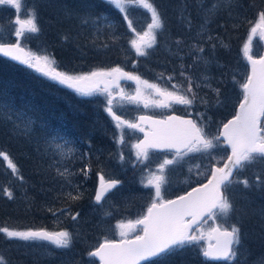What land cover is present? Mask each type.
Instances as JSON below:
<instances>
[{"label": "trees", "instance_id": "16d2710c", "mask_svg": "<svg viewBox=\"0 0 264 264\" xmlns=\"http://www.w3.org/2000/svg\"><path fill=\"white\" fill-rule=\"evenodd\" d=\"M85 1L89 3L93 1L90 3L96 9L93 16H98L101 12H107L111 16L114 12L118 17L119 25L125 24L123 14L107 4L105 0ZM81 2L83 0H69L64 3L62 10L66 14L64 18L68 19L67 15L71 10L76 9L78 15L82 13L83 10L78 9L79 5L91 10V5H83L80 4ZM213 2L214 0H154L155 5L163 13L165 28L162 34L157 36L156 45L147 50L149 55L144 57L137 56L130 49L129 44L123 46L125 37L119 45L115 38L103 40L99 35L92 36L89 34L88 25L82 24L83 21L77 25L66 22L65 25H40V27L46 29L49 36H52V40H55L56 35L61 36L72 30L79 38H96L91 45H82L80 53L76 56L66 49L57 50L56 47L61 46L62 43H49L53 54L65 71L90 72L100 68L120 66L123 70L137 71L150 83L167 88V84L170 86L169 82L181 83L183 77L179 73L185 70L197 83L206 84L208 81L210 86H203L206 89L211 90V86L220 89V103H217L219 107L235 93V88L237 89L235 69L242 65L246 66V63L242 61L244 57L241 53L248 40L250 27L258 19V12L264 10V0H233L232 7H222L218 14L210 17L211 22L201 32L204 10H207ZM215 2L223 4L224 0H215ZM56 4H53L52 10L58 8ZM38 10V18L48 13L45 3ZM136 11L137 9L131 10L129 15V19L133 20V25H139V28L141 25H147L150 22V14H147L144 19H139ZM59 12L62 14L61 11ZM189 20L191 21L190 27ZM209 36L213 39L208 40ZM10 38L15 41L13 35ZM176 40H180L181 43L177 45ZM104 42L110 44L108 51H103ZM213 44L216 45L215 48L212 47ZM193 45H199L205 51L203 53L190 51ZM197 57L207 60L208 63L205 65L197 61L194 65ZM181 65L184 66L183 69ZM189 65L194 66L188 67ZM169 76L173 77L171 81L168 80ZM206 76L207 80L204 79ZM218 79L224 81V84L218 82ZM244 81L245 76L239 83H244ZM4 88L8 90L11 106L19 118L16 122L20 124V128L14 129L13 122L0 116V151L6 152L17 165L23 180L18 179L8 168L7 162L0 158V226L20 230L44 228L48 231H59L65 229L74 234V239L70 248L61 249L46 242H34L30 245L23 241H9L4 238L3 234H0V254L5 257L7 264H89L90 261L98 264L87 253L105 237L114 239L115 232L114 229L98 228V220H104L102 223L105 228L108 226L111 214L104 217H99L100 214L93 216L88 210L93 206L92 194L97 183L92 180V176L96 174L99 177L105 173L100 170L101 165L105 164L103 154L109 150L111 141L119 135L112 117L104 110V103L87 106L90 99L86 96L72 93L63 86L60 88L34 70L0 57V89ZM194 90L198 94L202 93L199 88H194ZM51 94L56 98H53ZM241 96L242 91L239 99ZM215 98L218 99L216 93L212 100L217 102ZM74 102L76 104H73ZM214 102L211 101V103ZM82 106L88 107L92 112L91 117L78 115L77 109ZM216 111L219 112V116L225 113V111L221 113L219 109ZM231 115L226 118L223 115L221 121ZM204 116L208 118L207 113ZM28 121H31L29 128L21 131L24 123ZM65 141H67L65 150L72 149V155L67 158L63 150L57 147V145H63ZM81 143L89 148L90 159L78 150ZM89 164L90 170L88 176L85 177L81 169H85ZM65 167L75 174L70 179L73 185H79L82 193L81 199L77 201L68 200L64 195L66 191L74 190L58 174L57 170L63 171ZM249 167L241 170L238 175L247 171ZM242 178L239 177L237 180ZM249 182L251 187L247 189V193L256 190L252 186L253 180ZM89 187L90 192H88ZM4 189L13 193L12 199L8 198ZM234 193L231 188L228 195L235 204L237 197ZM243 196L245 193L241 194L240 199ZM248 200L247 198L242 203ZM257 203L264 205V199ZM257 203L250 204L256 205ZM68 207L72 213H80L76 221H73L67 214L60 215L57 212L54 216L48 211L49 208L58 210ZM240 213L242 214V210ZM232 214L233 224H235V211ZM257 219L253 216L243 218L241 227L242 249L244 247L248 252L247 260L250 259L249 256L252 257L249 262H241V258L233 261L212 262L201 255L199 245H186L181 252L172 257L169 264H261L264 260V228L261 230L253 228V222ZM251 237L256 239L254 243H250Z\"/></svg>", "mask_w": 264, "mask_h": 264}, {"label": "snow or ice", "instance_id": "6c2138e0", "mask_svg": "<svg viewBox=\"0 0 264 264\" xmlns=\"http://www.w3.org/2000/svg\"><path fill=\"white\" fill-rule=\"evenodd\" d=\"M105 2L123 14L128 29L135 33V38L130 41V44L135 49L136 55L148 56L147 50L156 45L157 36L162 34L165 28L163 13L155 5L154 0H105ZM232 3L233 0H224L223 4L214 0L212 5L204 10V20L200 26L201 32L211 22V16L218 14L222 7L231 8ZM0 5L12 6L17 13L21 11L23 6L22 0H0ZM134 7L143 8L150 13V22L143 31H137L133 27V20L129 19L130 10ZM72 14L69 12V15ZM257 15V21L250 27L248 42L243 47L244 54L252 65V73L241 85L243 98L239 103V110L232 119L222 124V129L217 135L211 137L205 131L203 123L193 119L172 116L166 121L153 120L154 127L151 134L146 133L145 140L134 145L137 149V158L148 159L149 148L174 150L175 155L172 159L165 157L163 162L159 164L158 171L161 174L153 173L148 180V185L155 188V198L147 207L146 214L141 215L135 221H129L127 224L118 223L116 227L120 229L121 239L115 241L105 237L103 243L87 253L90 258H99L100 264H142V262H146V264H169L172 257L181 252L186 245L207 240V247L202 250L204 257L225 261L237 259L238 246L242 247V231L239 226L233 224L230 228H222L217 225L209 227L205 232L201 230V225L206 224L208 220L215 221L220 217H229L235 211V205L228 195L229 191L234 184H240L245 189L251 187L247 178L237 180L236 176L241 170L264 160V56L255 59L250 54L252 37L257 34L258 30L260 38L264 39V10H260ZM24 16L25 18L21 19L20 15H17L14 21V25H16L14 34L17 40L14 43L0 40V55L34 70L50 81L73 89L82 96H91L97 91L106 93L107 104L104 110L116 122L118 129L126 125L128 128H139L140 131H144V128L140 127L139 124L122 120L113 111L115 96L110 90V85L116 84L118 87L117 82L121 78L136 81L145 89H151L155 95L161 98L152 101L156 107L167 108L171 104L191 107L198 99L201 103H206L194 90V88H200V83H195L194 78L185 70H181L179 73L183 77L182 82L171 85L173 90L161 88L155 83L142 80L140 76L126 72L119 66L107 70H95L86 74L61 71L56 61L49 55L25 53L24 48L21 47L20 38L25 37L28 33H37L40 28L35 8L25 11ZM83 23H88V19H84ZM188 23L190 27L191 21L189 20ZM64 39H68V37L65 36ZM212 39L211 36L208 37V40ZM175 43L179 45L181 41L176 40ZM212 47L215 48L216 45L213 44ZM190 51L203 53L205 49L199 45H193ZM197 61L205 65L208 63L207 60L197 57L194 65ZM257 65L260 66L259 71ZM181 68L183 69L184 66L181 65ZM172 79V76L168 77L169 81ZM204 79L207 80V77ZM102 83L104 84L103 88L100 87ZM140 91L141 89L138 87L137 96H139ZM213 91L218 97L217 103H220V89L216 88ZM120 98L121 100H136V97H125L122 90ZM145 107H148L147 103H145ZM200 115L202 116V114ZM0 116L13 122L14 129L20 128V124L16 122L19 118L11 106L6 88L0 89ZM140 120H145V117H140ZM30 124L31 121L24 123L21 131H26ZM222 141L230 147L231 153L226 157H213L216 163L212 165L211 171L208 173L210 179L207 183L192 188L186 195H181L175 200H164L161 196V185L164 183L163 173L166 167L176 163L177 157L189 153H208L211 155L210 150L220 147ZM119 142L123 143V132H121ZM65 145H67V141L63 145H57V147L63 150V154L67 158L72 155V149L67 148L65 150ZM0 158L7 162L8 168L18 179L23 180L17 165L6 152L0 151ZM196 167L198 168L199 165ZM89 170L90 164L85 169H81V172L87 177ZM57 171L67 184L74 188V192L69 191L65 194L66 198L71 201L81 199L82 193L79 190V185H73L70 179L75 174L70 172L67 167L63 171ZM199 174L203 175L204 173ZM99 179L100 186L95 195L97 204L105 199L106 193L116 188L120 183L119 180L115 179L105 180L103 175H100ZM256 181L258 182L257 186L264 187V178L258 175ZM3 191L9 199L13 198L11 191L8 189ZM48 211L52 212L54 216L57 212L60 215L67 214L73 221H76L80 215L79 212L72 213L70 207L58 210L49 208ZM0 234H3L4 238L9 241H23L30 245L34 242H46L61 249L70 248L74 239V234L65 229L59 231H48L44 228L20 230L0 226ZM0 264H7L2 254H0ZM261 264H264V260L261 261Z\"/></svg>", "mask_w": 264, "mask_h": 264}, {"label": "rangeland", "instance_id": "374dc122", "mask_svg": "<svg viewBox=\"0 0 264 264\" xmlns=\"http://www.w3.org/2000/svg\"><path fill=\"white\" fill-rule=\"evenodd\" d=\"M36 1H40V0H24V1L22 0L23 6L19 13H17L16 9L12 6L0 5V40L1 38H3V40H5L6 42H11V38H10L11 35L15 37V41L17 40V37L14 34V28L16 27V25H14V21L16 19V16L20 15L21 19H24L25 18L24 12L32 10L30 5H33ZM67 1L69 0H46L45 1L46 12L52 11L51 7L53 6V4L55 5L58 2L57 3L58 8H54V10H58L62 12V16L60 15V17L66 16L64 11L62 10L64 9V3H66ZM90 3H93V1H90ZM90 3L89 1L83 0V2H81L80 4L91 5ZM78 9H82L83 11H87L91 13L90 16L91 18L90 19L88 17L86 18L88 19V23L86 24L82 23L83 25H88L89 34H91L92 36L95 34L96 36L99 35V37L102 38L103 40H107V38H110V40L112 38H115V41H117L119 45L122 44L121 41L123 37H125L123 46L125 44H129L130 49L135 52V49H133L130 44V41L135 38V33H133L130 29H128L126 21L124 25H119L118 17L117 15H115L114 12L111 13V16L107 12H101L100 14H98V16H93L96 9H94L92 5H91V10L90 8L89 9L83 8L80 5L78 6ZM133 9H137L135 13L137 17L139 16V19H144V17H146L147 14L148 15L150 14L147 12V10L143 8L134 7L131 10ZM76 11H77L76 9L71 10V13L73 14L72 15L68 14L67 16H71V18L76 19V16L78 14L76 13ZM130 14L131 13H129V15ZM146 26L147 25H141V28H139V25H133V27H135L137 31L145 30ZM249 33L250 30L248 32V35ZM31 35L32 33H28L26 34L25 37L20 38V42L24 46H26L28 50H30L29 53H33L36 55H49L50 58L56 61L49 43L42 38L41 40L33 41ZM260 39L261 38L258 30L257 34L252 37V41L250 44V48H251L250 54L253 56H260L262 53V42ZM241 55L242 57H244L242 61L245 62L244 51H242ZM56 64L59 70H61L58 61L56 62ZM124 71L133 73L134 75H138L141 77L142 80H146L137 71H130V70H124ZM247 71H248V67L244 65H242L238 69H235L236 72L235 81L237 82V89L235 88V93L231 95L230 98L225 100L219 107H217V102H214V99L212 100V98L215 96L213 89L216 88L211 86V90H208L205 87H203V86H210V83L208 81L206 84L200 83L201 86L199 89L202 91V93L198 94L199 97L203 98V100L206 101V103H201L200 100L198 99L196 102H194V106L191 107H186V106L181 107V105L179 106V104H171L170 107L162 108V107H156L152 104L153 100H159L161 98L155 95L151 89H145L143 85H138L136 81L121 78L117 82L118 87L116 86V84L110 85V87L114 88L113 94L115 96L113 102V111L117 115H119L122 120L139 124L140 127L143 128V126L136 120L137 114L146 113L150 115H161L163 113H166V115H168L169 112H173L174 109L180 108L183 110L185 114H191L193 116H196L202 122H204L209 132L208 134L211 137L219 133L220 125L223 122L221 121L222 116L224 115V118H226L227 116L233 114L239 102V94L243 90L241 87L243 83H239V82L247 74ZM86 73H89V71L88 72L80 71L73 74H86ZM45 79L47 81L49 80L47 77H45ZM217 81L224 84V81L222 80L218 79ZM51 82L53 83V81ZM54 83L60 88L64 86L56 82ZM169 83L170 86L169 84H167V88L169 90H173L171 85L175 83L173 82H169ZM195 83H197V81ZM159 86L163 88V86L161 85ZM138 87L141 89L139 96H137ZM121 90H122V94L125 97H129V96L136 97V100L135 101H130L128 99L121 100L120 98ZM103 95L106 97L107 100V94L103 93ZM79 96L82 95L79 94ZM211 101L214 103H211ZM145 103L148 104V107H145ZM73 104H76V102H74ZM174 106L175 108L173 110H170ZM216 109H219L221 113L225 111V113L219 116V112H217ZM77 112H79L78 109ZM205 113L208 114V118L207 116H204ZM200 114H202V116ZM113 122L114 125L116 126V122L114 120ZM116 129L119 135L118 137L114 138L113 141H111L109 150H106L105 154H103L104 155L103 157L105 158V164L101 165L100 170L101 172L108 173L109 177H114L115 174L123 173L124 175L123 179L125 181L123 182L122 187L116 189L101 204H97V205L93 204V206L89 207L88 210L93 216H97L98 214H100L99 217H104L107 214H111V216L109 217L108 226L106 228L102 223V221L104 220H98L97 223L99 224L98 226L99 229L102 230L114 229L115 234L113 235V238L120 237L119 235L120 229L116 227L118 223L123 222L127 224L129 221H135L144 213L145 211L144 207H146V205L148 206V204H151L152 200L155 198V188L152 187L151 185H148V180L151 178L153 173H156L157 175L161 174L158 171L159 164L163 162V159L165 157H167L168 159H172L175 155V152L169 154H159L148 150V159H143L142 157L138 159L137 149L134 147V145L137 144V139L139 137V134L141 133L139 128H135V129L128 128L125 125L122 126V128L120 129L116 127ZM121 132H123V143L119 142ZM127 145L130 146V148L128 149V151H126L125 160L119 159L117 156L112 154V152L115 149H122L123 146H127ZM210 151H211V155H209L208 153H189L188 155L177 157L176 163L172 165H168L166 167L163 173L164 183L161 185V196L163 197L164 200L173 198L177 196L179 193H183L185 187H187L188 185H191L198 181H203L204 179L206 180L210 176L208 175V173H210L212 165L216 163V160L213 159V157L216 158H219L221 156L226 157L229 154V149L226 148L225 145H222V142L220 147ZM115 158L118 161L115 162ZM197 165H199L198 168L196 167ZM199 173H204V174L200 175ZM258 175L264 178V160L258 161L255 165L250 166L247 171H243L240 175L236 176V179H238L239 177H243V178H247L249 181L253 180L254 183L252 182V186L256 188V190H253V192L251 193H247L246 192L247 189L243 188V186L240 184H235L232 187V191L235 192L234 196L237 197V200L234 204L235 225L239 226L240 228L243 225V218H247L249 216L258 218L253 222V228L258 230L264 228V209L261 208V207L264 208V205L257 203L260 202L261 199H264V187L257 186L258 182L256 181V176ZM243 193H245V196H243L240 199V196ZM247 198L249 200L246 203H242V201L246 200ZM249 202L257 203V204L251 205ZM241 210H242V214L240 213ZM232 216L233 214L230 215L229 217H220L215 221L208 220L206 224L201 225V230L207 232L209 227H214L216 225L223 226L224 228H230V226L233 225L234 223ZM236 220H238L240 223H238ZM223 222H225L226 224H224ZM253 231L257 232L255 230ZM96 234L97 233H95V235ZM132 235H135V233H132ZM205 243H207V240L199 241L192 245L195 246L199 245L200 248L202 249ZM241 249L242 247H239L241 255L239 254L237 259L240 260L241 258V262H246V261L249 262L252 259V257L249 256L250 259L248 258L247 260L246 255L248 252L245 250L244 247L242 250ZM89 264H93L92 261H90Z\"/></svg>", "mask_w": 264, "mask_h": 264}, {"label": "bare ground", "instance_id": "6f19581e", "mask_svg": "<svg viewBox=\"0 0 264 264\" xmlns=\"http://www.w3.org/2000/svg\"><path fill=\"white\" fill-rule=\"evenodd\" d=\"M45 1L46 0L36 1L33 5H30L31 6V9L35 8L36 9V12L39 11L38 9H40L41 6L44 5ZM55 13H56V15H54ZM57 13L59 14V11L53 9L52 12L50 11V12L44 14L42 17L38 18V21H37L38 22V25H65L66 22H68L69 24L77 25V24H80L87 17L89 18V16H91V13L90 12L83 11L79 15L77 14V16H76V19L77 20H76L74 18H71V16H68V19H65L64 18L65 16L60 17V15L62 16V14H59V16H58ZM65 36H67L68 39H64ZM31 38H32L33 41H38V40H41V38H42V39L46 40L48 43H51V42L62 43V45L56 47V49L57 50L66 49L67 51H69L70 53H72L75 56L80 53V50L82 49V45H91L96 40L95 37L79 38L78 36H76L74 34V31L73 30L72 31H67L65 34H63L61 36L60 35H56L55 40H52V36L51 35L49 36V34L46 31V29H41V28H40V31L39 32L32 33ZM109 45L110 44H107V42H104L103 51H108L109 50ZM103 55H105V54H103ZM115 55L117 56V54H115ZM54 57L57 59V57L55 55H54ZM51 96L53 98H56L52 94H51ZM95 103H96L95 102V99L93 98L92 100H90L87 103V106H92ZM87 106L79 107L78 108V110H79L78 115H81V116L86 115L88 117H91L92 116V112L89 111V109H88ZM129 148H130V146H128V145L127 146H123L122 149H115L112 152V154L115 155V156H117L119 159H121V156H123V159L122 160H125L126 159V151H128ZM78 150L80 151V153L83 156H86L87 158L90 159V151H89V148H87L84 145V143H81L78 146ZM116 161H118V160L115 158V162ZM101 175H103V174H101ZM114 177L122 183L121 185L118 186V188L119 187H122L123 186V182L125 181L124 179H122L124 177L123 173L115 174ZM92 180L95 181V182H97L95 184V186H94V189H95V187L97 186V184L100 183V179H99L98 175L94 174L92 176ZM69 191H73L74 192V190H69ZM69 191H66L64 193V195L67 192H69ZM114 191H112V192H114ZM88 192H90V187H89ZM254 241H256V239L253 238V237H251L250 243H254Z\"/></svg>", "mask_w": 264, "mask_h": 264}, {"label": "water", "instance_id": "95a60500", "mask_svg": "<svg viewBox=\"0 0 264 264\" xmlns=\"http://www.w3.org/2000/svg\"><path fill=\"white\" fill-rule=\"evenodd\" d=\"M262 42H263V52H262V56H264V39H262ZM23 48V47H22ZM24 50H25V53H28V51H27V49H25L24 48ZM2 56V55H1ZM3 57V56H2ZM6 58V57H5ZM255 58V57H254ZM255 59H259V58H255ZM246 61H247V63H248V65H249V75H251V73H252V65L250 64V62L248 61V59H247V57H246ZM14 62V61H13ZM16 64H19L18 62H15ZM20 65V64H19ZM259 65H257V70L259 71ZM248 75V76H249ZM242 100V99H241ZM240 100V101H241ZM240 101H239V103H240ZM239 103H238V105H237V108H236V112L239 110ZM236 114V113H235ZM172 116H177V117H181V116H178V115H176V114H170V115H168L166 118H153V117H148V116H143V115H139V117H138V122H140V123H142V124H145V125H147L149 128H150V130L149 131H145L144 132V134H146V133H148L149 135L151 134V132H152V130H153V127H154V125L152 124V121L153 120H159V121H166L169 117H172ZM140 117H145V120H143V121H141L140 120ZM181 118H183V119H191L190 117H181ZM233 118V116L232 117H230L229 119H232ZM228 119V120H229ZM227 120V121H228ZM226 121V122H227ZM225 122V123H226ZM222 129V126H221V128H220V130ZM145 140V135H144V137L143 138H141L140 140H139V143L140 142H142V141H144ZM226 146H228L227 144H225ZM229 147V146H228ZM229 149H230V147H229ZM160 150H163V149H160ZM231 153V149H230V152H229V154ZM208 179H210V177L208 178ZM207 181L208 180H206L204 183H202V184H205V183H207ZM202 184H199V185H197V186H194V187H199L200 185H202ZM99 186H100V183L99 184H97V186L95 187V190H94V193H93V202H94V204H97L96 202H95V195H96V191L98 190V188H99ZM193 187V188H194ZM112 190V189H111ZM110 190V191H111ZM192 190V188L191 189H189L187 192H185V193H183V194H181V195H186L188 192H190ZM109 191V192H110ZM109 192L108 193H106L105 194V197L109 194ZM181 195H179V196H181ZM179 196H176V197H174V198H172V199H170V200H175V199H177ZM117 241H119V240H117ZM101 243H103V242H101ZM207 247V244L205 245V247L204 248H206ZM94 250V249H93ZM203 255V254H202ZM98 261H99V258H96ZM208 260H211V261H225V260H214V259H211V258H207ZM99 264H100V261H99Z\"/></svg>", "mask_w": 264, "mask_h": 264}, {"label": "flooded vegetation", "instance_id": "af4514ba", "mask_svg": "<svg viewBox=\"0 0 264 264\" xmlns=\"http://www.w3.org/2000/svg\"><path fill=\"white\" fill-rule=\"evenodd\" d=\"M150 115V114H149ZM163 114H161V115H153V116H159V117H161ZM152 116V115H151ZM148 150H150V151H152L151 149H148ZM152 152H154V151H152ZM164 152H166L165 154H169V153H173V152H171V151H164ZM164 152H161V153H164ZM122 180V179H121Z\"/></svg>", "mask_w": 264, "mask_h": 264}]
</instances>
